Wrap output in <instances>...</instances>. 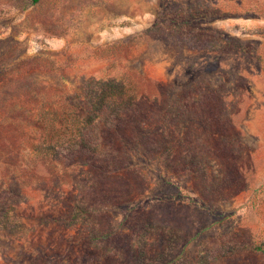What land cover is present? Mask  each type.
Wrapping results in <instances>:
<instances>
[{"label":"rangeland","instance_id":"obj_1","mask_svg":"<svg viewBox=\"0 0 264 264\" xmlns=\"http://www.w3.org/2000/svg\"><path fill=\"white\" fill-rule=\"evenodd\" d=\"M120 71L132 110L33 179L18 101ZM0 264H264V0H0Z\"/></svg>","mask_w":264,"mask_h":264},{"label":"trees","instance_id":"obj_2","mask_svg":"<svg viewBox=\"0 0 264 264\" xmlns=\"http://www.w3.org/2000/svg\"><path fill=\"white\" fill-rule=\"evenodd\" d=\"M109 74L85 87L75 86L70 92L43 88L40 100L18 101L30 112L28 121L15 128L16 140L26 141L32 157L38 159L28 167L33 179L39 177L36 173L41 162L48 164L46 174L53 176V161H67L80 151L97 149L103 131L113 128L122 114L132 110L141 92L139 83L122 71ZM15 161L17 168L28 166L19 157ZM262 247L253 245L255 250Z\"/></svg>","mask_w":264,"mask_h":264}]
</instances>
